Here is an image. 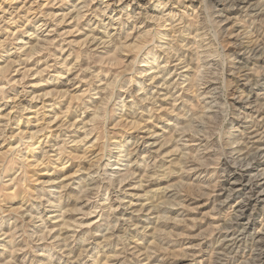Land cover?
<instances>
[{"label": "clouds", "instance_id": "obj_1", "mask_svg": "<svg viewBox=\"0 0 264 264\" xmlns=\"http://www.w3.org/2000/svg\"><path fill=\"white\" fill-rule=\"evenodd\" d=\"M92 3L79 0L67 12L86 39L69 40L52 28L45 44L59 40V55L49 51L42 62L48 68L36 73L43 78L55 66L74 74L70 111L79 120L63 112L52 128L55 114L46 118L44 103L36 135L43 146L30 142L32 133L16 131L26 118L22 105L0 127L5 143L17 141L0 160V264H107L109 248L119 264H173L169 249L182 236L192 241L180 252L189 264H264V0H101L95 9ZM121 3L120 14H110ZM37 11L61 22L42 5ZM25 19L13 0H0V25ZM129 28L148 39L131 59L114 63L133 38ZM20 43L9 33L0 59L15 52L24 53L22 64L30 61L31 46ZM0 95L7 100L2 89ZM51 95L56 107L68 94ZM70 166L74 175L39 179ZM17 195L30 211L8 207L5 199ZM68 199L90 207L77 219L96 214L102 227L87 226L79 237L84 225L67 231ZM197 201L208 209L193 207ZM9 212L18 218L6 232L2 216Z\"/></svg>", "mask_w": 264, "mask_h": 264}, {"label": "rangeland", "instance_id": "obj_2", "mask_svg": "<svg viewBox=\"0 0 264 264\" xmlns=\"http://www.w3.org/2000/svg\"><path fill=\"white\" fill-rule=\"evenodd\" d=\"M13 2L18 12L26 19L18 22L16 25H0V42L6 40L9 33H13L14 38L21 42L19 46H23L24 44L31 46V49H25V52L31 51L32 59L22 64L20 62V58L24 55V53L15 52H13L10 58L0 59V89H2L8 97L7 100H5L3 95H0V127L3 126L4 118L9 116V113H11L13 117L16 115V112L14 111L16 105H22L27 109V112L24 114L26 118L20 121V127L16 131L23 132L25 134L32 133L33 138L30 140V142L33 144L39 143L40 146H43L42 136L38 141L36 139V135L37 133L41 132V124L37 119V115L38 110L43 106L44 103L49 104V108L45 113L46 118L55 114V120L50 121L52 128H55L56 124L59 123L63 112H68V119L70 121L73 120V117H75L76 121L79 120V117L76 116V113L70 111L71 106L75 105L77 102V93L70 91L71 85L69 83L72 75L74 74L69 73L65 75L63 69L57 68L55 66H53L49 71H46L43 78L36 74L48 68V65L42 62L47 58L49 51L59 55V52L56 51V47L60 44L59 40H55V43L52 45V47H47L45 44L46 34L50 32L52 28H55L57 32H67V38L69 40H71L73 36H75L77 42L81 41L82 39H86L83 32H81L80 35H76V30L74 29L75 21L70 23L69 21L71 20V17L67 16V12L70 11L72 6H76L79 0H63V2H61V0H13ZM126 2L127 0H125V3ZM125 3H121L119 6L113 5L112 9H110V14L112 11H115L116 14L119 15L120 9L124 8ZM38 4L42 5L45 12L51 13L56 17V20H60L61 22L57 24L56 21L39 15V12L37 11ZM99 6H101V0H93L91 5L92 9H95ZM90 19H92L91 16L85 17L81 21V27L83 28L86 26ZM44 25H47V27H44ZM42 27L43 31H41ZM4 28H7V31H4ZM24 32H29L33 35L25 36ZM127 33H130L133 38L129 40L127 45H125L122 56L114 58V63L123 62V56H127L128 59H131L137 54L141 48V44L148 39L147 35L133 32L130 28L127 30ZM36 37H39V40H37ZM65 47L67 46L65 45ZM8 48L11 50V45H8ZM65 55H67V53H65ZM9 60L16 61V63H10ZM69 63H71V61ZM37 65H39V67H37ZM49 73H51V75ZM9 79L12 81L11 84H9ZM43 80H48L49 82L44 83ZM81 87H83V85ZM26 89V96H21V93H24ZM53 92L67 93L68 95H66L62 100L57 99L56 104L58 106L52 107L51 104L53 97L51 93ZM32 96H42L43 102L41 100L30 99L29 97ZM16 122L17 121L13 119L12 123L9 125L8 132L10 135H15L13 129L15 128ZM42 135H47V133H42ZM135 135V132L128 133V136ZM48 140L50 143H52L53 136L49 135ZM16 144V140L5 143L3 138H0V145H2V148H0V160H2L3 152L8 150L10 147H15ZM33 157L38 161L40 159V153L38 151H34ZM75 171V166H70L69 168L64 169L63 172H54L52 175H48L47 172H45L44 175L39 177V179H63L66 175H74ZM8 178H13V174L11 172L9 173ZM8 187L11 190L13 186L9 185ZM16 191L18 193L20 190L17 189ZM68 191L72 192L73 190L70 188ZM132 191L135 192L136 189L133 188ZM5 203L9 208L12 209H20L21 211L31 210V206H29V208L24 207L22 198L18 195L15 199L6 198ZM65 204L66 207L70 209L67 216L65 217V220L68 222L66 227L67 231L73 230L71 226L73 223L77 224L78 226L84 225L81 226L77 232V236L79 237L88 231L87 226H90L94 230H99L102 227V221H97L96 214L84 216L83 220L77 219L84 213L89 212L90 207H80L77 205L74 199L66 200ZM197 205H199L201 212L208 209V205L203 201H197L196 205L192 206L195 207ZM121 212H123V209H121ZM45 215L51 216L53 214L48 212L45 213ZM128 215L131 214L129 213ZM192 215L195 217L197 214L193 213ZM143 216L144 213H141L140 217ZM140 217H136L137 222H140ZM17 218L16 212H9L7 215L2 216L3 230L6 232L10 231ZM49 224L53 227V229H55L54 221L50 220ZM33 228H36V226L33 225ZM53 235H55V230L53 231ZM192 239L194 240V237ZM190 242L192 241H190L187 236H182L181 239L176 241L175 247L169 249V251L176 253L171 258L173 264H189V262L183 255L180 254V252ZM105 257L106 259L110 257V259H107V264H119L120 256L114 248H109L105 253Z\"/></svg>", "mask_w": 264, "mask_h": 264}]
</instances>
